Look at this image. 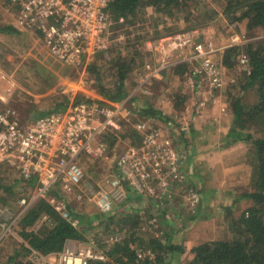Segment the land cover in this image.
I'll list each match as a JSON object with an SVG mask.
<instances>
[{"label":"built area","instance_id":"2783aa9c","mask_svg":"<svg viewBox=\"0 0 264 264\" xmlns=\"http://www.w3.org/2000/svg\"><path fill=\"white\" fill-rule=\"evenodd\" d=\"M111 1L10 0V3L21 31L39 35L57 59L69 66H79L84 60L90 62L105 48ZM232 39L234 44L231 46L242 44L239 35ZM148 46L161 54L158 68L154 63H145V72L152 76L172 67L175 62L170 61L175 53L180 54L182 62L190 64L189 80L197 96L193 107L207 106L204 99H198L205 90L204 83L213 90L224 87L221 67L214 57L220 49L213 43H197L191 33H183L162 37ZM187 50L192 54L185 55ZM241 65L248 70L245 56ZM131 116L126 102L83 100L22 126L12 111L0 110V171L9 170L22 179L35 178L38 182L32 198L21 201L22 212L0 221V245L12 233L19 218L40 199H46L64 220L76 226L78 220L74 219L66 194L77 196L80 202L87 200L99 212L107 214L116 206L126 205L130 199L164 196L172 184H182L185 176L183 156L177 150L169 128L155 120L135 122L133 129L140 136L139 141L110 157L112 147L108 137L121 135ZM168 125L172 126L171 123ZM120 141L118 137L116 143ZM84 157L97 161L115 160L101 184L86 178L80 165ZM53 189L58 190V197L49 195ZM189 193L192 207L197 206L198 194L193 190ZM153 204L158 208L162 202L153 201ZM3 212L0 206V217ZM69 243L58 255L59 264H88L92 260L105 259L90 246L81 245L73 251ZM32 256L47 260L37 253Z\"/></svg>","mask_w":264,"mask_h":264},{"label":"trees","instance_id":"16d2710c","mask_svg":"<svg viewBox=\"0 0 264 264\" xmlns=\"http://www.w3.org/2000/svg\"><path fill=\"white\" fill-rule=\"evenodd\" d=\"M199 7H203L204 14H201L203 10L198 11ZM109 14L112 28L124 33L128 38L126 42L135 50H139L149 39L158 40L163 36L158 26H154L153 34L145 30V24L149 21L165 23L172 19L176 23L184 22L185 28L169 29L171 33L194 31L217 18L235 28L245 23L249 37H253L257 30H264V0H225L222 10L210 0H112ZM125 47L128 48V45ZM243 56L248 59V70H244L241 65ZM142 63L141 60L139 65ZM136 65L134 55L128 57L117 48L108 49L94 55L86 66V72L93 80L94 89L105 101L126 102L136 120L150 119L161 124V110L148 104L146 96L138 94L127 100V82L130 75L134 74ZM221 66L228 72H239L227 98L233 118L228 138L232 144L244 141L253 147L258 161L255 189L252 193L243 194L242 199L247 200L248 207L229 223L232 237L193 247L188 264H264V38L243 46L227 47L222 52ZM144 68L145 63L136 74L137 81L144 75ZM171 73L179 78L190 76L191 66L188 63L176 65ZM106 75H110L112 80H107ZM249 90L254 92L255 99L252 101L246 97ZM177 99L178 102L173 105L175 110L184 105L187 96L180 94ZM65 103L68 104L67 98ZM59 108L58 111H62L65 107L60 104ZM131 124L125 123L120 138L135 144L140 136ZM117 139L112 136L108 142L113 145ZM37 183L35 178L25 180L19 177L10 187L0 185V193L4 191L11 195L17 188L34 192ZM195 191L200 193L196 187ZM49 195L58 197L59 192L53 189ZM133 202L130 199L126 205L116 206L107 214L73 213L74 219L78 220V225L74 226L64 220L46 199H40L19 218V234L26 244L16 250L7 264H33L28 257L34 253L45 257L60 255L69 242H88L87 233L97 227L102 230L96 236L102 242L101 250L105 259L92 260L88 264H171L176 254L181 255L185 251L181 242L177 243L171 233L156 234L154 228L158 230V226L154 222L152 226L147 225L150 217L143 221L140 215L132 211ZM2 203L5 204L6 200ZM44 217L47 220L41 227L31 230Z\"/></svg>","mask_w":264,"mask_h":264},{"label":"rangeland","instance_id":"374dc122","mask_svg":"<svg viewBox=\"0 0 264 264\" xmlns=\"http://www.w3.org/2000/svg\"><path fill=\"white\" fill-rule=\"evenodd\" d=\"M210 1H212L215 7H217L219 10H222V3L225 0ZM0 6L6 7L9 10H11L12 7L10 0H0ZM201 10H203V7H199L198 11ZM204 13L205 11L203 10L201 14ZM111 24L112 23L110 22L109 30L105 36V48H103L101 51L117 48L124 54V56H135L136 64L138 66L136 65V67L134 68V74L132 73V75H130L127 82L129 91L127 100H130L132 97L138 94L144 95L147 97L148 104H150L151 106H155L161 110V124L165 127H168L170 134H173L172 136L174 138L173 140L175 146L180 154H182L184 162L182 169L185 176L184 182H182V184L175 182L174 184H172L170 190L164 196L158 197V195L153 198L138 197L137 201L133 199L134 202L131 206V210L140 215L143 218V221L150 217L147 225L152 226L155 223L156 226H158V230L154 228L156 234L170 233V231L175 230L172 228L173 226L174 228L177 227L179 229H182V232L186 231L188 220H183L179 223L169 221L167 222V224H162V222L167 221L168 218H164L161 221L158 219L156 220V218H159V212H163L165 213V215L170 217H177L176 214L178 213L180 214V217H183L184 214L192 216V214L195 212V209L201 202L199 200V204L194 207H192L191 205L189 192L190 190H195V179L193 181L188 180V176L186 174V167H188V165L186 164L187 159H189L190 157V159L192 160L190 156L191 154L188 151L195 150V152H197V155L199 156L208 153H211V156H214L215 159L211 161L209 160L208 163L205 162L204 159L205 164H202L203 168H201V170L198 172V174L203 178L202 180H204L205 178L204 174H206L207 176L212 174V177L207 181V184L213 182L218 177L216 169L215 171H213L214 169L210 167V162L214 161L218 163L220 161L222 163V157H224L225 161L227 160V162H230V165H232V162L235 163L237 161L238 156L246 153L245 157L248 176L247 178L241 179V184L242 186L246 185L247 188L242 191L241 194H245L246 190H248L250 187H253V176L257 167V158L254 153L253 147L244 141L236 142V144H240V148L238 149L237 147L236 149L234 147L230 148V146H228L231 144V140L230 142H228V144H225V142L222 143L220 142V140L219 144L213 146V148L217 149L216 152L212 149L211 144L213 142L211 141H208V143L202 145H200L198 142H195V140H193L192 143H186L188 141H191V137L189 136L192 132V129L194 128V126H188L186 114H188L189 111L184 105L177 110H172L171 107H173L172 104L178 102L177 97L180 94H187L189 98L191 94V83L189 80V76L185 75L182 78L173 76L171 73V69L176 65L187 63L181 61L182 57H180L179 53H175L172 56L173 60L170 61L172 63H175L172 64V67L165 70L167 72L163 77L161 73L165 71L161 72V75L155 73L154 76L145 72L143 78L137 81L136 74L139 70L142 69L144 63H154L156 64V68H158L159 66V63L157 61H159V57L161 54L159 50H156V48L149 47L148 43H156L162 37L183 33H191L194 42L206 44L213 43L218 49H220V51L217 52L214 56L219 63L218 65L221 67L222 77L224 80V87L220 90H224L229 93L231 92L230 90L233 89V84L236 83L237 79H235V77L239 76V72H228L221 66L222 52L227 47L234 44V38L232 39L233 36L239 35L241 37V45L243 46L249 42L264 38V30H257L253 37H249L246 33L245 23L241 24L239 28H235L234 25L229 24L223 19L217 18L216 21L209 23L206 26L204 25L202 27H198L194 31L171 33L168 31L169 29L185 28L186 25L184 26V22L179 21V23H176L172 19L167 20L165 23L149 21L145 24V30H149L150 33L153 34V32L155 31L153 30L154 26H158V30L161 31L163 36L158 40L149 39L147 42L142 44V47H140L139 50H135V47L130 48V43L126 42L128 39L127 36L121 31L117 32L114 28H112ZM140 28H142L141 25ZM144 32L145 31L143 29L142 33L144 34ZM26 34V37H17L16 41L14 42L16 45L13 44L11 39L6 38L0 40V110L12 111L15 118L20 122V124L22 126H26L29 123L33 122L36 118L58 112V109H60V104L64 105L65 108L63 110H65L70 106V104L74 102H80L83 100L105 101V99L99 96L94 89L93 80L86 72V66L93 59L90 62L84 60V63L79 66H69L57 59L50 52L39 35H35L32 33ZM119 44L123 47H119ZM126 44L128 45V48L125 47ZM191 54L192 51L187 50L185 52V55ZM140 59L143 62L142 65H139V63L141 64ZM106 77L107 80H112V77L110 75H106ZM246 97L249 101L254 100V92L252 90H249L246 93ZM66 98L68 100V104L65 103ZM170 115H172V117H170ZM169 118H176L177 123H175L174 126L168 125V121H171V119ZM133 119H135L134 116H131L129 119L130 123H132V129L133 124L138 121L136 119V121H134ZM181 122H183V124L187 122L186 127L188 128H184ZM126 133L127 131H125V134ZM112 136L113 135L108 137L109 141ZM120 136L121 135L114 137L118 138ZM186 136L188 138H186ZM129 144L130 141H124V139H121V141L118 143L115 142L113 145H111L112 149H110V157L112 155H115V153L123 151L124 148ZM224 149L234 150L233 152H237V155H233L232 157L228 158L226 153L227 151H224ZM186 156L188 157L187 159ZM114 164L115 160L97 161L92 160L89 157H84L80 160V165L86 175V178L96 184L102 183L103 177L111 170ZM193 170L195 173L194 178H197V171L194 168ZM18 179L19 175L14 172L4 169L0 171V185L10 187L15 184L16 180ZM214 184L215 183L207 185V188L209 190H213ZM33 194V191L31 192L30 190L23 188H17L11 195L7 192L5 193L4 191H1L0 206L4 210V212L1 214L2 216L0 217V221H5L9 217L19 215L24 209L21 205V201L23 199L30 200ZM215 195V198H217L219 201L222 199L221 191H218V193L216 192ZM211 199L212 197L209 198V200ZM3 200H6L5 204L2 203ZM66 200L68 201L70 209L74 214H88L99 212L97 208L89 201L85 200L80 202L78 201L77 196H74L73 194H66ZM153 201H157L158 203L162 202V205H159V207L157 208L155 206L156 203L153 204ZM168 202L170 204H168ZM247 207L248 206L245 205L244 207L240 208L239 212L236 210L233 211V213L225 212L227 213L226 215L225 213L220 214V217L224 218V223H222L221 220H219V223V221L217 222L212 219H208L210 215H215V217L216 215H218L215 206H208V208L206 207V214H208V217L206 220H204V227L205 229L214 228V225L216 226L219 223V227H221H217V232L215 233L216 239L214 241L230 239L232 237V233L229 227V221L233 218L238 217L240 215V211H244ZM168 209L171 210L170 213H167ZM154 210H156V212ZM44 221L45 220H42L35 228H32L31 230L41 227ZM196 225H198V223ZM163 230L164 232H162ZM101 232L102 230L97 227L96 229L87 233L88 242H70L69 248L73 251H77L81 248V245L90 246L94 249L95 252L102 253V242L100 241V237L99 239H97L96 236L97 233L100 234ZM19 233L20 228L16 224V226L13 227L12 233L1 243L0 264H7L10 258L16 254V250L21 245L26 244ZM103 237L105 239L107 238V236ZM174 240L177 243L181 242L180 245L183 246L185 251L181 255L176 254L171 260V264H188L192 258V254L191 248L189 246V241H186L185 233L181 234L180 236H176ZM28 260H30L33 264H59V256L53 260L47 259L46 261H41L30 255L28 257Z\"/></svg>","mask_w":264,"mask_h":264},{"label":"crops","instance_id":"0c3cea01","mask_svg":"<svg viewBox=\"0 0 264 264\" xmlns=\"http://www.w3.org/2000/svg\"><path fill=\"white\" fill-rule=\"evenodd\" d=\"M19 36L26 37L27 34L21 31L20 28H18L15 16L12 13V11L6 7L0 6V40L6 39V38L11 39L13 44H15L14 42ZM204 85H205L206 90L203 91L204 93L202 92V94L199 95L198 99L200 100L204 99L206 101L207 106L205 108L198 109L192 106L197 101V96L195 94V91L193 90V84L191 86V94L189 98L187 94H184L187 96V100L185 101L184 106L189 111L188 114H186L188 126H192V127L194 126L189 136L191 137L190 138L191 141H188L186 143H192V141L195 140V142H198L200 145H202V144L208 143V141H211L213 142L211 144L212 149L215 150L216 152L217 149L213 148L214 145L216 146L220 142L222 143L225 142V144L226 143L228 144V142H230V139L228 138V136H229L230 129L232 127L233 118H232L231 113L229 112V108L227 104L228 92L224 90L215 91L211 87L209 88V86H207L205 83ZM191 107L195 108V111ZM171 108L172 110L174 109V107H171ZM176 121H177L176 118L171 119V121H168L169 122L168 124L171 123L172 126H174L175 123H177ZM186 123L187 122L183 124V122H181L184 128H188L186 127L187 125ZM218 135H219V138H218ZM186 138L188 137L186 136ZM239 145H240L239 143L234 144V145L231 143L228 146H230V148L234 147L236 149L238 147L239 149L240 148ZM224 151H227L226 153H227L228 158L232 157L233 155H237L236 154L237 152L234 153L233 152L234 150H231V149H224ZM188 152H190L191 154L190 156L192 160L190 159V157L189 159H187L188 157L186 156V159H187L186 164L188 165V167H186V172H187L186 174L188 176V180L193 181L195 179L194 181L195 187L200 191V193H198L195 190L193 191L198 194L201 202L198 205V207L195 209V212L192 214V216H188L184 214L183 217H180V214L178 213L176 214L177 217L171 216L172 217L171 218L170 216L165 215V213L159 212L160 216L159 218H156V220L158 219L161 221L164 218H168L167 221L162 222V224H167V222L169 221L179 223L183 220H186V221L188 220V224L186 225V231H183V232L186 235V241L187 242L189 241V244H190L189 246L192 249L193 247L201 243L214 241L216 239L215 233L217 232V227H219V223H220L219 220H221V222L224 223V218L220 217V214H224L225 212L233 213V211L239 210L245 205H248L247 200H243L242 199L243 194H241V192L247 188L246 185L242 186L241 179L247 178L248 173H247V166H246L247 163H246V157H245L246 153H243L240 156H238L237 161L235 163L232 162V165H230V162L228 163L227 160L225 161L224 157H222L223 158L222 163L220 161L218 163L214 161L210 162L209 164L210 167L214 169L213 171H215L216 169V173L218 177L216 180L209 183V184L215 183L213 186V190H209L207 188V185H209L207 184V181L212 177L211 176L212 174L208 176L204 174L205 176L204 178L205 182H204V180H202L203 178L198 174V172L201 170V168H203L202 164H205V162L208 163L209 160L211 161L215 159L214 156H211L212 155L211 153L199 156L197 155V152H195V150H189ZM204 159H205V162H204ZM257 167H258V161H257ZM257 167H256V171H257ZM193 168L196 169L197 171L196 172L197 178L196 177L194 178L195 173H194ZM256 171L253 176V187H250L248 190H246L245 194L252 193L255 189ZM197 181L199 184L197 183ZM201 189H202V192H201ZM215 191L217 193L218 191H221V196L223 200L221 199L219 201L217 198H215L216 197ZM211 197L212 199L209 200V198ZM168 204L170 203L168 202ZM208 206H215L217 210V214H218L216 215V217L215 215H210L208 219H212L217 222L219 221V223L218 224L216 223L217 225L216 226L214 225V228L205 229L204 220H206L208 217V214H206ZM154 211L156 212V210ZM170 212L171 210L168 209L167 213H170ZM226 214L227 213H225V215ZM197 223L199 226L196 225ZM172 228L175 229L173 231H170L173 239H175L176 236H180L181 234H184L182 232V229H179L177 227L174 228V226ZM162 232H164V230ZM56 257H58V255H50V256H47V259L53 260Z\"/></svg>","mask_w":264,"mask_h":264}]
</instances>
